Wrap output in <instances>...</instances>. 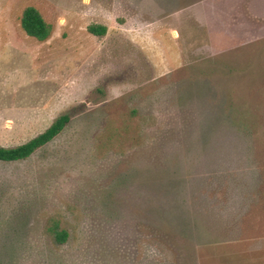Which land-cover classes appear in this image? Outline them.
<instances>
[{
	"label": "rangeland",
	"instance_id": "rangeland-1",
	"mask_svg": "<svg viewBox=\"0 0 264 264\" xmlns=\"http://www.w3.org/2000/svg\"><path fill=\"white\" fill-rule=\"evenodd\" d=\"M216 1L0 0V145L72 115L0 161V264H264V12Z\"/></svg>",
	"mask_w": 264,
	"mask_h": 264
},
{
	"label": "trees",
	"instance_id": "trees-1",
	"mask_svg": "<svg viewBox=\"0 0 264 264\" xmlns=\"http://www.w3.org/2000/svg\"><path fill=\"white\" fill-rule=\"evenodd\" d=\"M22 26L29 36L35 37L40 41L47 40L53 32V25L45 19L42 12L35 6H28L24 10ZM89 31L95 35L104 36L108 32V27L102 24H92L89 26ZM136 114L137 110H133L129 115H125V121L121 127L115 126L113 121L110 122L108 126V132L110 134L109 136H102L101 140L114 144L120 141V139L129 137L130 132L135 128L134 117ZM71 121L72 115L70 113H64L47 130L30 141L17 146L0 145V161L13 162L29 158L37 150L58 137ZM47 232L59 245L66 244L71 236L69 229L63 225L61 218L58 216L51 219L47 227Z\"/></svg>",
	"mask_w": 264,
	"mask_h": 264
},
{
	"label": "crops",
	"instance_id": "crops-1",
	"mask_svg": "<svg viewBox=\"0 0 264 264\" xmlns=\"http://www.w3.org/2000/svg\"><path fill=\"white\" fill-rule=\"evenodd\" d=\"M227 1L228 0H217L216 1V5H217V8L219 7V6H221V5H223V4H226L227 3ZM248 1V0H247ZM257 1V0H256ZM218 2V3H217ZM259 5L257 6H255V8H254V10H255V12L257 13L256 14V16H260V17H262L263 15H262V13L264 12V9L262 8V4L264 3V0H259ZM261 2H263L262 4H261ZM261 5V6H260ZM264 6V5H263ZM250 10H252L253 11V7H250Z\"/></svg>",
	"mask_w": 264,
	"mask_h": 264
}]
</instances>
